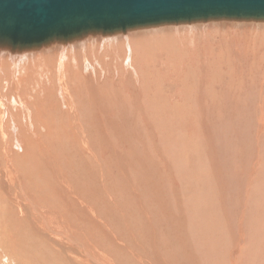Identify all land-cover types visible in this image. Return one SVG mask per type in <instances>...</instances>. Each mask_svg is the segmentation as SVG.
Here are the masks:
<instances>
[{"label": "rangeland", "instance_id": "obj_1", "mask_svg": "<svg viewBox=\"0 0 264 264\" xmlns=\"http://www.w3.org/2000/svg\"><path fill=\"white\" fill-rule=\"evenodd\" d=\"M154 30L164 39L125 37ZM77 43L58 42L51 63L43 50L0 52V264H184L176 245L194 264H228L236 236V264H264V21Z\"/></svg>", "mask_w": 264, "mask_h": 264}, {"label": "water", "instance_id": "obj_2", "mask_svg": "<svg viewBox=\"0 0 264 264\" xmlns=\"http://www.w3.org/2000/svg\"><path fill=\"white\" fill-rule=\"evenodd\" d=\"M219 19L264 21V0H0V47Z\"/></svg>", "mask_w": 264, "mask_h": 264}, {"label": "bare ground", "instance_id": "obj_3", "mask_svg": "<svg viewBox=\"0 0 264 264\" xmlns=\"http://www.w3.org/2000/svg\"><path fill=\"white\" fill-rule=\"evenodd\" d=\"M219 20H225V19H219ZM215 21H218V20H215ZM239 21H242V20H239ZM245 21H256V20H245ZM197 23V22H196ZM161 26V25H160ZM144 28H146V27H144ZM161 30V29H160ZM164 30V29H163ZM155 32H151V31H148V32H144V31H140V33H138V34H134V35H131V34H127V35H125V37L127 36V38H129V39H127V40H129V42H134L135 43V41L136 42H138L139 43V41H140V39L139 38H141V37H147V36H152V35H156L157 37H156V39L159 37V38H162V36L159 34V33H157L158 31H156V30H154ZM166 32V31H165ZM146 33V34H145ZM163 33V32H162ZM161 33V34H162ZM167 33V32H166ZM169 35V34H168ZM109 37V36H108ZM105 39H107V38H105ZM154 39H155V37H154ZM162 39H164V38H162ZM115 40H119L116 36H112V38L109 40L110 42H113V43H111L112 44V46H111V48L110 49H113L114 51H116V50H120V48H121V44H122V42L120 43V42H115ZM147 40V38L143 41V42H145ZM150 40H153V39H150ZM161 40V39H160ZM73 41H76V42H78V43H80V39H78V40H73ZM148 41V40H147ZM155 41V40H154ZM153 41V42H154ZM158 41H159V39H158ZM57 43L58 42H55V43H52V44H47V45H43V46H41V47H39V48H33V49H29V50H26V54L27 53H29V52H34V51H39V50H43L42 52H46V56L43 54H37L36 56H37V58L38 59H43V60H45V61H48L49 63H51V60H52V54H53V52H54V50H55V48H56V46H57ZM77 43V44H78ZM133 43V44H134ZM167 43V42H166ZM141 44V43H140ZM139 44V45H140ZM145 44V43H144ZM130 46H132V45H130ZM135 46H136V44H135ZM134 46V47H135ZM141 46V45H140ZM78 47H80V45H78ZM165 47H167V46H165ZM10 48V47H9ZM130 48H132V47H130ZM141 48V47H140ZM139 48V49H140ZM168 48V47H167ZM11 49V48H10ZM81 49H83L82 47H81ZM133 49V48H132ZM143 49V48H142ZM155 49V48H154ZM1 50H2V52H1ZM4 49H3V46H1L0 47V52H1V54L3 55V52L5 51H3ZM12 51H15V50H13V49H11ZM138 50V49H137ZM7 51V50H6ZM16 51H22V50H16ZM81 51V50H80ZM143 51V50H142ZM137 52V51H136ZM139 53V52H138ZM140 53H142V52H140ZM246 53V52H245ZM32 54V53H31ZM31 54H27L28 56H30ZM34 54H36L35 52H34ZM135 54H137V53H135ZM163 56V55H162ZM1 57V56H0ZM62 57H63V55L60 53V60L62 59ZM65 58V57H64ZM141 58H143V56H142V54H140V56H137L136 58H135V61L140 65V67H142L143 68V61H141ZM260 59V61L262 60V58L259 56V54L258 55H256V57H253V58H251V59ZM148 59H149V57H148ZM31 60V59H30ZM33 61V60H32ZM132 61V60H131ZM261 64V63H260ZM137 65V64H136ZM246 65V64H245ZM262 70V69H261ZM263 73V72H262ZM20 79V78H19ZM60 80V82L62 81V80H64V79H61V78H59ZM258 81H260V80H258ZM13 82V81H12ZM21 82V81H20ZM63 82V81H62ZM62 82L60 83V84H62ZM64 83V82H63ZM92 83V82H91ZM96 83V82H95ZM59 84V85H60ZM251 85V84H250ZM63 86V85H62ZM86 86V85H85ZM85 86L83 87V88H85ZM18 87V86H17ZM12 88V87H11ZM63 88V87H62ZM88 90H89V88H88ZM94 90H95V88H94ZM97 90V89H96ZM261 90V89H260ZM82 91L85 93V95H86V97H87V99L90 101V102H96V101H101V102H103V103H110V102H113V101H111L110 99H108V98H106V94H105V96H103L102 94H98L97 92H95V93H93V94H88L89 92H87L86 90H84V89H82ZM98 91V90H97ZM62 92H64V91H62ZM235 93V92H234ZM264 93V92H263ZM262 93V94H263ZM259 94H260V92H259ZM15 95V94H14ZM102 95V96H101ZM112 95V94H111ZM11 96V95H10ZM83 96V95H82ZM240 97V96H239ZM65 98V97H64ZM115 98V97H114ZM118 98H119V96H118ZM118 98H117V100H118ZM262 99H264V94H263V97H261ZM83 99V98H82ZM242 99V98H241ZM246 99V98H245ZM256 99H257V97H256ZM261 99V100H262ZM252 100V99H251ZM88 101V102H89ZM100 102V103H101ZM44 103V102H43ZM45 104V103H44ZM53 105H55V104H53ZM50 106V105H49ZM57 106V105H56ZM110 106V105H109ZM255 106H257V105H255ZM53 107V106H52ZM96 107V106H95ZM261 107V106H260ZM259 107V108H260ZM110 108V107H109ZM243 108V107H242ZM54 109V108H53ZM55 110H56V108H55ZM252 110H254V109H252ZM54 111V110H53ZM238 111H239V109H238ZM262 113H263V111H262ZM261 113V114H262ZM264 114V113H263ZM65 115H66V113H65ZM255 115H256V113H255ZM258 116V115H257ZM259 116H260V114H259ZM262 117L264 116V115H261ZM75 117V116H74ZM262 117H260L261 118V120H263L264 118H262ZM2 119H3V117H2ZM100 120V119H99ZM104 121V120H103ZM262 122H264V121H262ZM262 122H260V120L258 119V123H261L262 124ZM204 125V124H203ZM45 127V126H44ZM206 127V126H205ZM247 127H248V125H247ZM46 128V127H45ZM48 128V127H47ZM256 130V129H255ZM70 131V130H69ZM68 131V132H69ZM209 132V131H208ZM253 132V131H252ZM204 133V132H203ZM264 133V132H263ZM62 134H64L65 135V133H62ZM62 134H60L59 136H58V138H61L63 135ZM58 135V134H57ZM67 135V134H66ZM65 135V136H66ZM253 135V134H252ZM97 136V135H96ZM205 137V136H204ZM98 138V137H97ZM187 138V137H186ZM245 138H246V136H245ZM250 138V137H249ZM253 138V137H252ZM259 138V137H258ZM206 139V138H205ZM204 139V140H205ZM258 142V141H257ZM262 142V141H261ZM208 143V142H207ZM250 143H251V141H250ZM248 144H249V142H248ZM63 145V144H62ZM82 145H83V143H82ZM81 145V146H82ZM214 145V144H213ZM251 145V144H250ZM65 146V145H64ZM204 146V145H203ZM214 147V146H213ZM63 148V147H62ZM211 148V147H210ZM222 148V147H221ZM225 149V148H224ZM223 149V150H224ZM37 150V149H36ZM163 150V149H162ZM211 150V149H210ZM208 151V150H207ZM232 151V150H231ZM149 152V151H148ZM209 152V151H208ZM216 152V151H215ZM226 152V151H225ZM261 152H263V151H261ZM260 152V153H261ZM223 153V152H222ZM37 154V153H36ZM40 154V153H39ZM225 154V153H224ZM16 155V154H15ZM44 155V154H43ZM60 155H62V154H60ZM206 155V154H205ZM213 155V154H212ZM228 155V154H227ZM34 156V155H33ZM41 156V155H40ZM137 156V155H136ZM143 156V155H142ZM185 156V155H184ZM208 156V155H207ZM217 156V155H216ZM233 156V155H232ZM63 157H65V155H63ZM138 157V156H137ZM144 157V156H143ZM177 157V156H176ZM209 157V156H208ZM211 157V156H210ZM220 159V158H219ZM142 160V162H143V159H141ZM125 161V160H124ZM140 161V160H139ZM193 161V160H192ZM191 161V162H192ZM208 161H209V159H208ZM207 161V162H208ZM49 162V161H48ZM131 162V161H130ZM141 162V161H140ZM188 162V161H187ZM206 162V161H205ZM209 162H211V161H209ZM162 163V162H161ZM213 163V162H212ZM87 164H89V163H87ZM137 164H138V162H137ZM136 164V165H137ZM190 164V163H189ZM206 164V163H205ZM68 165H69V163H68ZM34 166V165H33ZM128 166V165H127ZM142 167V166H141ZM60 168V167H59ZM90 168V167H89ZM128 168H129V166H128ZM134 168H135V166H134ZM218 168V167H217ZM222 168V167H221ZM253 168V167H252ZM59 170V169H58ZM62 170V169H61ZM211 170V169H210ZM233 170V169H232ZM124 171H125V169H124ZM133 171V170H132ZM213 171V170H212ZM253 171H254V168H253ZM214 172V171H213ZM239 172V171H238ZM256 172V171H255ZM254 172V173H255ZM52 173V172H51ZM104 173V172H103ZM220 173H221V171H220ZM219 172H218V176H219V174H220ZM254 173H252V174H254ZM53 174H54V172H53ZM52 174V175H53ZM205 174V173H204ZM216 174V173H215ZM231 176V175H230ZM252 177V176H251ZM223 178V177H222ZM231 178V177H230ZM221 179V178H220ZM251 179V178H250ZM12 183V182H11ZM60 185V184H59ZM207 185V184H206ZM61 190V189H60ZM70 193V192H69ZM153 193V192H152ZM196 194V193H195ZM217 194V193H216ZM220 194H221V196H224L223 194H224V191L222 190V188L220 189ZM236 195V194H235ZM154 196V195H153ZM246 197V196H245ZM142 198V197H141ZM41 199V198H40ZM76 199V198H75ZM12 200V199H11ZM77 200V199H76ZM245 200V199H244ZM256 200V199H255ZM14 201L15 202H17L15 199H14ZM252 201V200H251ZM13 202V201H12ZM15 202H14V205H16V207L18 206L17 205V203L15 204ZM254 202V201H253ZM11 203V202H10ZM18 203H19V201H18ZM23 204V203H22ZM57 204H59V203H57ZM159 204V203H158ZM161 204V203H160ZM13 205V206H14ZM44 205V204H43ZM60 205V204H59ZM243 205H244V203H243ZM176 206H178V205H176ZM46 207V206H45ZM61 207V206H60ZM144 207V206H143ZM208 207V206H207ZM246 207H247V205H246ZM18 208V207H17ZM66 208V207H65ZM87 208V207H86ZM89 208V207H88ZM194 209V208H193ZM192 209V210H193ZM243 209H244V207H243ZM86 210V209H85ZM99 210V209H98ZM13 210H11V212H12ZM74 211V210H73ZM243 211V210H242ZM246 211V210H245ZM201 212V211H200ZM235 212V211H234ZM14 213V212H13ZM68 213H70V212H68ZM73 213V212H72ZM86 213V212H85ZM241 213V212H240ZM244 212H242V214H243ZM247 213V212H246ZM15 214V213H14ZM13 214V215H14ZM146 214H149V213H146ZM260 215V214H259ZM15 216V215H14ZM78 216H81V214L79 215V214H77V218L75 217V221H76V225L78 224V225H80V226H82V227H88V229H89V227L90 226H97L96 225V223L94 224V223H91V221H90V219H88V218H85V217H79L78 218ZM207 216V215H206ZM211 216V215H210ZM240 216V215H239ZM247 216V215H246ZM109 217V216H108ZM226 217V216H225ZM151 218V217H150ZM207 218H208V216H207ZM259 218V217H258ZM200 219V218H199ZM239 219V218H238ZM16 221H17V217H16V219H15ZM168 220V219H167ZM259 220V219H258ZM14 221V220H13ZM13 221H12V223H13ZM25 221V220H24ZM94 221V220H93ZM114 221H116V220H114ZM143 221V220H142ZM169 221V220H168ZM173 221V220H172ZM237 221V220H236ZM166 222V221H165ZM191 222V221H190ZM199 222L200 221H196V223H195V225L196 224H199ZM228 222V221H227ZM239 222V221H238ZM15 223V222H14ZM13 223V224H14ZM104 223V222H103ZM210 223V222H209ZM250 223V222H249ZM14 225H16V223L14 224ZM66 225V224H65ZM73 225V224H72ZM225 225H227V224H225ZM228 225H229V222H228ZM251 225V224H250ZM102 226V225H101ZM106 226V225H105ZM182 226V225H181ZM13 227H15V226H13ZM70 227V226H69ZM72 227H74V226H72ZM100 227V226H99ZM103 227V226H102ZM101 227V228H102ZM173 227V225L171 224V222L169 221V228H172ZM236 227H237V225H236ZM75 228V227H74ZM91 228V227H90ZM194 228V227H193ZM229 228V227H228ZM72 229V228H71ZM76 229V228H75ZM74 229V231H76ZM82 229V228H81ZM84 229V228H83ZM13 230H14V228H13ZM193 230V232H194V229H192ZM249 230V229H248ZM93 231V230H92ZM100 231H101V229H100ZM99 231V232H100ZM191 231V230H190ZM232 231V230H231ZM98 232V230H97V233H99ZM159 232L160 233H163L164 232V230L162 229V228H160L159 229ZM171 232H172V230H171ZM229 232V231H228ZM101 233V232H100ZM9 234H11V233H9ZM155 234V233H154ZM193 234V233H192ZM259 234H261V233H259ZM89 236H90V234H89ZM161 237H163L164 239H168L169 237L167 236V235H165V234H162V235H160ZM231 236H232V234H231ZM234 236V235H233ZM80 237V236H79ZM198 237L200 238V240L198 239ZM93 238V237H92ZM195 238L197 239V241H201V242H203V243H205V238L204 237H201V233L200 234H198V235H196L195 236ZM240 238H242V237H240ZM238 236H236L235 237V239H234V241H230L229 242V247L231 248V251L230 252H228V254H226L227 252H225L224 254H222V257H227L228 258V264H236L237 262H238V258H240L241 256L240 255H242L243 253L241 252V250H240V248H239V241L241 240ZM91 239V238H90ZM94 239V238H93ZM92 239V240H93ZM111 239V238H110ZM245 239V238H244ZM125 240V239H124ZM154 240H155V238H154ZM89 241V240H88ZM152 242V241H151ZM114 244V241L112 240V243H111V246H112V248L111 249H116L115 248V246L113 245ZM188 244V243H187ZM80 245V244H79ZM177 247H178V249H179V251L181 252V254L183 255V257L185 258V260H188V261H185L184 262V264H190V262H191V264H194V260H192V259H190V262H189V250H190V248L188 249V246H186V251H188V252H186V255H185V250L183 249V248H181V247H179L178 245H176ZM242 246V245H241ZM244 246V245H243ZM259 246V245H258ZM108 247V246H107ZM106 247V248H107ZM152 247V246H151ZM109 248V247H108ZM142 248V247H141ZM152 248H154V246L152 247ZM61 250V249H60ZM69 250V249H68ZM96 250V249H95ZM117 250V249H116ZM154 250V249H153ZM205 250H206V248H205ZM224 250V249H223ZM228 250V249H227ZM146 251V250H145ZM100 252V251H99ZM113 252V251H112ZM122 251H120V252H118V253H121ZM124 252H125V250H124ZM210 252H211V249H210ZM244 252V251H243ZM254 252V251H253ZM156 253V252H155ZM213 253H214V251H213ZM113 254V253H112ZM125 254V253H124ZM259 254H260V252H259ZM56 255V254H55ZM74 255V254H73ZM155 256H156V254H154ZM250 255H252V254H250ZM159 256V255H158ZM158 256H156V257H158ZM211 256V255H210ZM215 256V255H214ZM246 256V255H245ZM163 257V256H162ZM145 258V257H144ZM154 258V257H153ZM242 258V257H241ZM152 259V258H151ZM161 258H158V262H159V260H160ZM165 259V258H164ZM166 259H167V257H166ZM165 259V261H162L161 263H158V264H171V262H170V260L168 259V260H166ZM59 260V259H58ZM157 259H153V260H151V262H153V264H155V261H156ZM162 260V259H161ZM207 260H209V256H208V259ZM213 260V259H212ZM243 261V260H242ZM56 262V261H55ZM62 262V261H61ZM147 262H148V264L150 263L149 262V260H146V264H147ZM225 262H226V260H225ZM60 263V262H59ZM85 263V262H84ZM87 263V262H86ZM211 263V262H210ZM118 264V263H117ZM139 264H143V263H139ZM145 264V263H144ZM183 264V263H182Z\"/></svg>", "mask_w": 264, "mask_h": 264}]
</instances>
